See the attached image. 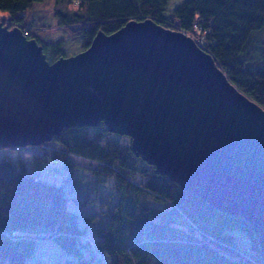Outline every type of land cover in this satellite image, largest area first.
Returning a JSON list of instances; mask_svg holds the SVG:
<instances>
[{
    "label": "water",
    "instance_id": "1",
    "mask_svg": "<svg viewBox=\"0 0 264 264\" xmlns=\"http://www.w3.org/2000/svg\"><path fill=\"white\" fill-rule=\"evenodd\" d=\"M214 209L245 218L264 250V107L184 31L131 20L50 61L0 22V148L97 126Z\"/></svg>",
    "mask_w": 264,
    "mask_h": 264
},
{
    "label": "trees",
    "instance_id": "2",
    "mask_svg": "<svg viewBox=\"0 0 264 264\" xmlns=\"http://www.w3.org/2000/svg\"><path fill=\"white\" fill-rule=\"evenodd\" d=\"M44 1L0 0V10L8 13L9 27L37 39L50 61L69 56L67 37L80 39L86 49L100 30L111 34L131 20L150 18L195 38L230 80L264 107V0H185L171 16L164 14L169 0H57L53 16L66 37L55 41H49L53 25L28 16ZM113 135L130 142L111 139ZM53 140L60 149L53 150L55 156L47 151L34 156V172L23 158H0V264H26L40 237H53L71 253L69 264H94V254L84 251L85 229L68 207L69 193L39 172L49 159L68 169L80 166L70 156L90 159L96 164L92 169L111 178L123 199L140 207L132 216L146 235L126 248L115 244L110 233L98 243L110 264H264V250L245 218L214 209L160 174L133 150L130 136L110 132L101 122L64 128ZM234 231L250 235L256 256L234 248Z\"/></svg>",
    "mask_w": 264,
    "mask_h": 264
},
{
    "label": "rangeland",
    "instance_id": "3",
    "mask_svg": "<svg viewBox=\"0 0 264 264\" xmlns=\"http://www.w3.org/2000/svg\"><path fill=\"white\" fill-rule=\"evenodd\" d=\"M184 1L169 0L164 14L171 16ZM56 7L57 0H45L36 3L35 12L29 11L28 15L39 24L48 23L54 26L50 30V34L48 33L49 41L66 37V32L57 26V19L53 16ZM8 16L7 12L0 10V22L9 27ZM41 33L46 32L42 30ZM193 39L196 41L195 38ZM66 43L68 55L76 54L84 49L80 39L71 40L70 37H67ZM94 131L91 130V134H94ZM105 139L104 137V142ZM111 139H119L124 143L130 142V139L117 135H113ZM57 144L53 140L47 144L18 147L14 151L8 148H0V158L5 155L14 160L23 158L27 168L34 172L33 157L36 155L43 156L46 151L55 156L53 150L60 149ZM69 158L80 166L68 169L63 163L49 159L44 169L39 170L40 176L42 179L64 185L69 193L68 207L78 215V223L85 229L83 241L86 255L94 254V264H110L106 253H100L97 250L98 243L110 233L114 237L115 244L121 248H126L134 240L146 235L147 229L142 224H138L139 220H135L132 216L140 212V207L123 199L111 178L105 179L100 173L92 169L96 168V164H90V159H83L78 156H70ZM48 166L55 169L48 170ZM151 204H153L152 201ZM233 234L235 235L234 248L237 251L249 256L258 254L259 251L248 233L234 231ZM72 258H74L73 255L53 237H40L37 240L34 255L27 258L26 264H69Z\"/></svg>",
    "mask_w": 264,
    "mask_h": 264
},
{
    "label": "bare ground",
    "instance_id": "4",
    "mask_svg": "<svg viewBox=\"0 0 264 264\" xmlns=\"http://www.w3.org/2000/svg\"><path fill=\"white\" fill-rule=\"evenodd\" d=\"M4 148H8V147H4ZM11 148H15V147H11ZM9 149V148H8Z\"/></svg>",
    "mask_w": 264,
    "mask_h": 264
}]
</instances>
